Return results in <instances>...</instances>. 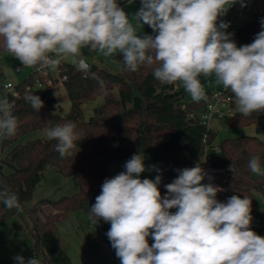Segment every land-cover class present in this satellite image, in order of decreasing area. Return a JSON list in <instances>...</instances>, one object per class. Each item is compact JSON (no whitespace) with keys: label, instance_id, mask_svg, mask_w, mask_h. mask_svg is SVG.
Wrapping results in <instances>:
<instances>
[{"label":"clouds","instance_id":"1","mask_svg":"<svg viewBox=\"0 0 264 264\" xmlns=\"http://www.w3.org/2000/svg\"><path fill=\"white\" fill-rule=\"evenodd\" d=\"M133 0H128L131 4ZM244 0H141L134 14L138 25H148L155 35H138L118 0H0V38L7 52L23 67L55 69L62 58L87 68L81 49L105 57L122 54L125 71L152 67L161 84H182L192 101H207L200 77L232 94L244 116L264 112V18L252 43L238 47L230 26L221 16ZM219 21V22H218ZM25 100L39 112L38 95ZM12 106L0 100V137L16 135ZM55 140V150L71 157L81 135L71 122L45 132ZM248 168L264 176L260 157L252 156ZM144 156L134 154L124 171L106 178L90 207L89 218L110 223L106 233L120 264H264V237L251 230L252 201L232 195L217 199L223 188L203 183L208 173L198 163L177 169L179 175L159 190L161 175L141 179ZM235 173V165L230 168ZM0 203L23 212L16 193L0 183ZM172 209H176L172 212ZM154 243L149 245L148 238ZM17 264H40L38 258H13Z\"/></svg>","mask_w":264,"mask_h":264},{"label":"trees","instance_id":"2","mask_svg":"<svg viewBox=\"0 0 264 264\" xmlns=\"http://www.w3.org/2000/svg\"><path fill=\"white\" fill-rule=\"evenodd\" d=\"M262 18L264 14L255 13L248 23L234 28V35L242 46L252 43L256 34L262 30ZM155 34L152 30L148 35ZM3 52L6 50L3 38H0V54ZM113 58L119 63L117 72L97 65H90L89 69L84 70L62 60L59 66L60 76L67 77L62 86L70 101V109L66 113L53 91L58 85L57 78L53 79L52 84L44 80L45 86L36 88L35 72L31 71L15 84L19 96L8 92L18 129L15 136L1 138V150L7 152L0 159V183L17 194L23 212L9 210L0 203V220L6 221L12 216L26 218L22 225H25L32 241L21 254L25 260L41 254L46 264H73L62 245L57 225L71 212L83 210L89 216L90 207L101 193L103 182L106 178H112L110 162L130 159L134 154L141 153L144 159L151 158L164 175L175 179L179 175L177 169L196 166L208 154V147L216 146L214 141L217 131L207 129L200 120V113L208 99L194 102L187 97L188 93L182 84H161L155 79L152 67L141 66L136 72H129L123 68L122 54L117 53ZM200 80L204 85L212 82L213 78L201 76ZM28 85H31L30 90L26 89ZM26 92L38 95L43 101L44 107L39 112L25 100ZM210 93L211 91H206L207 97ZM99 97L103 98V102L94 109L93 115L86 118L84 104ZM233 105L235 102L232 99ZM263 118L264 112L244 117L235 109L234 115L225 117L224 120L234 127L255 124L257 132L264 133V127L259 124ZM66 122L74 123L76 131L81 135L71 157L60 156L55 150V140L38 137L23 141L25 136L34 131ZM217 148L219 153L213 161L215 165H235V173H228L223 180L230 193L219 195L217 199L226 202L232 195H240L241 198L247 196L252 201L251 230L261 236L264 226L256 225L260 212L254 192L264 193V176L252 173L248 162L252 156H259L261 167L264 168V139L257 135L225 138L217 144ZM49 166L72 177L78 185V191L57 200L41 199L28 207L35 188L44 179ZM159 190L162 197L166 195L164 185ZM45 206H50L52 211L42 215ZM97 223L101 226L103 240L110 250L114 264H120L106 235L110 223L102 219ZM148 242L151 245L154 240L149 237ZM85 264L96 263L88 259Z\"/></svg>","mask_w":264,"mask_h":264},{"label":"rangeland","instance_id":"3","mask_svg":"<svg viewBox=\"0 0 264 264\" xmlns=\"http://www.w3.org/2000/svg\"><path fill=\"white\" fill-rule=\"evenodd\" d=\"M247 1L248 0H244V2ZM118 3L127 12L131 22L133 23V26L136 28L138 35H148L153 30L146 24L138 25L137 21L134 19V14L141 7V0H133L131 4L128 3V0H118ZM263 5L264 0H257L252 5V8L254 10L257 7ZM251 17V15H248L247 20L243 24L248 23L251 20ZM221 20L228 23V21L225 19ZM226 31L234 34V27L230 25ZM232 39L236 42L238 47L242 46L241 42L235 37V35L232 36ZM81 55L88 61L90 65H97L112 72L118 71L119 63L114 60L113 56L105 57L103 54H100L96 51H90L88 48L81 49ZM62 59L66 62L79 66L78 62L73 63L72 57ZM17 66L22 67L21 72L16 71ZM49 69L54 77L58 76L57 67L55 69ZM31 71V67H23L20 61L15 59V57L9 52L6 51L0 54V75H4L5 83L12 82L13 84H17L29 73H31ZM211 77L213 78L212 82L203 85L205 92H212L218 88H222V86L215 83V77ZM53 91L59 99V102L64 109V113L68 112L70 109V101L67 98L65 88L58 84L53 88ZM187 97L191 99L189 94H187ZM4 98L9 101L8 91L3 88V84H0V100ZM102 102L103 98L99 97L96 100L85 103L83 107L85 117L89 118L91 115H93L94 109L99 107ZM233 108L238 110L236 104L233 105ZM259 124L260 126L264 127V118L260 120ZM212 128L213 130L217 131V136L214 141L216 146L208 147L207 149V153L212 161L218 157L219 150L217 148V144L225 138H232L242 135H257L259 138L264 139L263 133L257 132V126L255 124L248 125L246 127H234L228 125L224 119L219 118L213 120ZM48 129L49 128L34 131L29 136H25L23 141L29 138H46L45 132ZM1 138L2 137H0V159L3 158L7 152V150H1ZM128 160L129 159L124 158L122 160L110 162L109 170L111 176L114 177L116 174L124 171V164ZM144 163L147 170L140 175L141 179L147 178L154 180L157 175H161L162 179L159 187L171 183L174 180L164 175L151 158H145ZM203 183H208L207 177ZM77 191L78 185L72 177L65 176L61 174L55 167L49 166L45 172L44 179L35 188L32 199L27 205L28 207H32L41 199L57 200L63 196L76 193ZM254 194L259 203L260 212L259 218L256 221V225L264 226V193L261 191H255ZM217 196H219V193ZM51 211L52 209L50 206H45L43 208L42 215L49 214ZM175 211L176 209L172 212ZM25 222V217L21 219V217L18 216H12L6 221L0 220V262L15 261L13 258L17 255H21L31 245L32 240L30 235L27 233V230H25V225H22V223ZM57 229L62 241V245L70 255L73 264H85L86 260L88 259L93 260L96 264H114V259L110 253V250L103 240V233L101 231L100 224L97 222L94 223L85 211L80 210L77 212H71L65 219L58 223ZM261 237H264V230L261 234ZM35 258L40 260V264H46L43 255L37 254Z\"/></svg>","mask_w":264,"mask_h":264},{"label":"built area","instance_id":"4","mask_svg":"<svg viewBox=\"0 0 264 264\" xmlns=\"http://www.w3.org/2000/svg\"><path fill=\"white\" fill-rule=\"evenodd\" d=\"M257 0H248L244 2L246 6H241V3L233 4L227 14L221 16L219 20L225 19L228 21L229 25L233 26L234 28L243 25V23L247 20L248 15L253 16L255 13L257 14H264V5L259 6L253 10L252 5ZM252 18V17H251ZM63 59H61L60 64ZM87 68L84 70L89 69L90 64L86 60ZM60 64L57 66L58 76L54 77L50 72V67L46 66H30L32 68V72H35L34 76V85L36 88H43L45 86L44 80L48 84H52L53 79H58V84L62 85V82L67 78L65 75L60 76ZM80 67V66H79ZM82 69V68H81ZM17 72L22 71V67L17 66ZM3 88L6 89L8 92L12 93L14 96H19V91L16 89L15 84L12 82L5 83ZM27 90L31 89V85L26 87ZM232 94L229 91H225L224 89L218 88L215 91H212L208 96V101L205 108L200 113V120L201 123L206 126L207 129H212V123L214 119H224L225 117H230L234 115L235 109L232 106ZM264 134V133H263ZM198 163L205 169L208 173V183H212L215 186L221 187L224 191L219 192V195L224 196L230 193L229 188L223 183L225 176L232 172L230 170L233 164H228L226 166H218L215 165L214 162L211 160L208 154H205ZM197 163V164H198Z\"/></svg>","mask_w":264,"mask_h":264},{"label":"water","instance_id":"5","mask_svg":"<svg viewBox=\"0 0 264 264\" xmlns=\"http://www.w3.org/2000/svg\"><path fill=\"white\" fill-rule=\"evenodd\" d=\"M5 77L3 74L0 75V84L4 85Z\"/></svg>","mask_w":264,"mask_h":264},{"label":"crops","instance_id":"6","mask_svg":"<svg viewBox=\"0 0 264 264\" xmlns=\"http://www.w3.org/2000/svg\"><path fill=\"white\" fill-rule=\"evenodd\" d=\"M68 98V97H67ZM66 99V98H65Z\"/></svg>","mask_w":264,"mask_h":264}]
</instances>
